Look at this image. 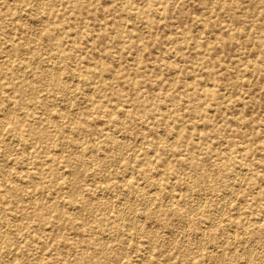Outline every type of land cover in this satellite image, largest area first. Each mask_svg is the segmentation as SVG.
Instances as JSON below:
<instances>
[{
	"label": "rangeland",
	"instance_id": "obj_1",
	"mask_svg": "<svg viewBox=\"0 0 264 264\" xmlns=\"http://www.w3.org/2000/svg\"><path fill=\"white\" fill-rule=\"evenodd\" d=\"M0 264H264V0H0Z\"/></svg>",
	"mask_w": 264,
	"mask_h": 264
},
{
	"label": "bare ground",
	"instance_id": "obj_2",
	"mask_svg": "<svg viewBox=\"0 0 264 264\" xmlns=\"http://www.w3.org/2000/svg\"><path fill=\"white\" fill-rule=\"evenodd\" d=\"M224 1V0H223ZM136 149V148H135ZM29 155V154H28ZM234 176V175H233ZM236 176V175H235ZM237 177V176H236ZM200 196V195H199ZM197 200V199H196ZM228 201V200H227ZM202 206H204L203 204H202ZM197 208H199V207H197ZM193 213V212H192ZM201 214V213H200ZM128 221V220H127ZM183 222V221H182ZM185 223V222H184ZM227 224V223H226ZM210 227V226H209ZM232 228V227H231ZM244 239V238H243ZM246 244V243H245ZM221 254V253H220ZM249 257V256H248Z\"/></svg>",
	"mask_w": 264,
	"mask_h": 264
}]
</instances>
